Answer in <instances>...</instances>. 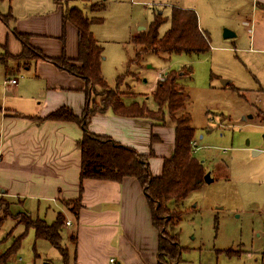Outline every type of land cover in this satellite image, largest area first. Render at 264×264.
Instances as JSON below:
<instances>
[{
	"label": "rangeland",
	"instance_id": "374dc122",
	"mask_svg": "<svg viewBox=\"0 0 264 264\" xmlns=\"http://www.w3.org/2000/svg\"><path fill=\"white\" fill-rule=\"evenodd\" d=\"M32 1L11 0L6 6ZM62 1L67 8H78L91 21L92 35L102 46L101 76L110 88L117 87L125 104L138 102L156 110L150 89L154 81L164 72L188 69L178 84L188 94L186 110L194 130L192 141L197 143L193 156L203 163L212 181L204 182L189 193L178 206L172 205L166 217L169 224L160 226L161 231L177 235L182 249L172 264H246L247 257L242 251L257 258L256 264H261L260 253L264 252V55L246 50L248 35L236 24L238 9L248 10L249 0H245L242 7H238V0ZM182 3L196 11L200 26L209 32V51L169 55L143 51L138 55L140 46L134 44L133 39L147 32L154 14L165 19L158 28V35L162 36L169 28L171 6ZM224 28L232 29L235 37L223 38ZM33 71V66L27 70L21 68L10 77L18 80L19 94L23 97L40 95L38 79L31 76ZM222 80L230 83L224 86ZM102 94L98 86L93 87L88 95L90 106L92 102L99 103ZM17 101L20 105L34 104L30 99ZM163 121L162 129H174L167 112ZM2 198L10 205L9 214L0 213V258L6 256L0 264H42L44 261L64 264L56 248L43 239H35L33 229L18 224L15 216L17 212H30L33 218L37 216L51 223L58 211L50 203L42 202L37 208L28 209V203L23 206L16 199ZM179 209L182 211L176 218L175 212ZM21 234L18 249L8 253ZM68 235L67 229L61 230L63 248Z\"/></svg>",
	"mask_w": 264,
	"mask_h": 264
},
{
	"label": "crops",
	"instance_id": "0c3cea01",
	"mask_svg": "<svg viewBox=\"0 0 264 264\" xmlns=\"http://www.w3.org/2000/svg\"><path fill=\"white\" fill-rule=\"evenodd\" d=\"M10 1L0 0V14L10 13L13 18L9 26L0 19V51L14 56L21 51V44L11 32V27H15L19 32L30 34L31 46L47 56L77 57V29L70 21L63 25L62 15L68 8L62 0H33L6 6ZM237 3L242 7L245 0ZM181 5L174 6H188ZM249 7L246 11L238 9L236 24L248 35L246 50L264 55V0H249ZM199 23V28L207 32ZM8 63L14 64L11 60ZM32 66L31 76L38 79L37 88L41 90L39 97L20 95L16 78V84L5 85V80L12 76H7L0 64V195L16 199L23 206L28 203V209L45 202L64 213L70 222L69 226H62L69 232L64 245L69 264H158L159 232L135 178L124 177L120 182L84 179L77 218L59 201L78 196L77 141L82 131L74 122L39 118L62 105L80 115L87 103L86 84L50 62L37 60L29 68ZM165 74L154 81L152 93ZM20 99L34 100V104L32 101L16 103ZM161 127L163 124L150 118L120 116L111 109L93 114L88 121V130L93 134L108 136L142 154L152 150L149 169L154 176L160 174L163 158L170 156L174 147V129L168 131ZM71 234L75 236L74 241L69 239ZM242 252L246 254V264L258 263L257 258ZM260 254L264 264V252ZM45 263L49 262L42 264Z\"/></svg>",
	"mask_w": 264,
	"mask_h": 264
},
{
	"label": "trees",
	"instance_id": "16d2710c",
	"mask_svg": "<svg viewBox=\"0 0 264 264\" xmlns=\"http://www.w3.org/2000/svg\"><path fill=\"white\" fill-rule=\"evenodd\" d=\"M0 19L8 26L13 20L10 13L0 14ZM62 20L63 25L66 21H70L77 29L75 59H69L64 54L59 57L45 55L39 48L31 46L30 34L19 32L15 27H11V32L21 44V51L15 56L7 51L0 54V64L4 67L7 76L16 74L21 68H29L37 60H43L81 78L86 84L87 103L80 115L75 114L68 106L62 105L43 118H39L40 120L74 122L82 131L77 141L80 150L78 196L74 199L59 201L73 218H77L81 208L80 198L84 179L120 182L124 177L135 178L145 194L153 225L159 232L158 264H172L179 258L182 249L177 241V235H169L164 230L161 231L160 226L163 228L165 224H169L166 217L172 211L171 206H178L189 193L199 189L204 183L205 174L203 163L193 156L190 146L194 130L191 126L190 113L186 110L188 94L184 93L178 84V80L188 72V69L182 67L179 71L170 70L157 82L152 93L157 104L156 110H151L138 102L125 104L117 92V87L110 88L101 76L102 46L92 35L91 21L75 7L66 9ZM164 21L160 14H154L147 32H142L133 39L134 44L140 46L138 55L143 51L168 55L200 54L209 51L208 33L199 28L197 15L193 9L171 6L169 28L162 36H159L158 28ZM8 60L14 64L10 65ZM95 86H98L103 94L99 103L92 102L90 106L88 95ZM106 109H111L114 114L120 116L150 118L159 124H164L163 115L167 112L168 118L174 124V147L171 155L163 158L159 175H152L149 169V158L153 156L152 150L142 154L129 146L115 142L108 136L96 135L88 130L90 117ZM0 197V213L7 215L10 203L5 204L2 198L5 197L4 195ZM2 207L5 208L2 209ZM181 211L179 209L175 212L176 218L180 216ZM15 216L18 224H23L26 229L32 228L35 239H43L50 243L59 251L63 263L69 264L66 250L60 245L62 226L66 221L64 213L58 211L51 223L37 216L33 218L27 212H17ZM22 236L23 234L15 239L7 250L8 253L18 249ZM69 239L74 241V234H71ZM5 257L0 258V263Z\"/></svg>",
	"mask_w": 264,
	"mask_h": 264
},
{
	"label": "water",
	"instance_id": "95a60500",
	"mask_svg": "<svg viewBox=\"0 0 264 264\" xmlns=\"http://www.w3.org/2000/svg\"><path fill=\"white\" fill-rule=\"evenodd\" d=\"M222 35H223V38H229V37H233L235 35V33L232 32L231 30L227 29V28H224ZM229 83H230L229 80H222V82H221V84L224 86L229 84ZM253 153H257V151H254ZM211 181H212V179H211L210 173H208V172L205 173L204 174V182L210 183ZM45 264H49V263H45Z\"/></svg>",
	"mask_w": 264,
	"mask_h": 264
},
{
	"label": "built area",
	"instance_id": "2783aa9c",
	"mask_svg": "<svg viewBox=\"0 0 264 264\" xmlns=\"http://www.w3.org/2000/svg\"><path fill=\"white\" fill-rule=\"evenodd\" d=\"M16 81H17V80H16L15 78H10V79L6 80L5 83H6V84H11V85H12V84H16ZM190 146H191V149H192V151H193L194 149H196L197 144H196L195 141H191ZM64 225H65V226H69V225H70V222H69V221H65ZM50 264H52V263H50Z\"/></svg>",
	"mask_w": 264,
	"mask_h": 264
}]
</instances>
